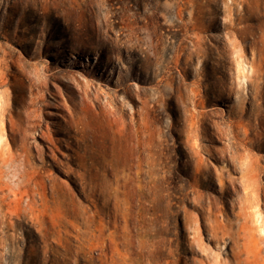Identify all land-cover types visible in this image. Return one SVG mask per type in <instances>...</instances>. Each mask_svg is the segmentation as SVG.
I'll use <instances>...</instances> for the list:
<instances>
[{
    "label": "rangeland",
    "instance_id": "374dc122",
    "mask_svg": "<svg viewBox=\"0 0 264 264\" xmlns=\"http://www.w3.org/2000/svg\"><path fill=\"white\" fill-rule=\"evenodd\" d=\"M214 218L264 264V0H0V264H237Z\"/></svg>",
    "mask_w": 264,
    "mask_h": 264
},
{
    "label": "bare ground",
    "instance_id": "6f19581e",
    "mask_svg": "<svg viewBox=\"0 0 264 264\" xmlns=\"http://www.w3.org/2000/svg\"><path fill=\"white\" fill-rule=\"evenodd\" d=\"M30 197L31 196H29V198ZM238 222L239 223H237V227L235 228L236 224L234 222L228 221V222L223 223V222L219 221L217 218H214L212 220L209 228H211V231L213 232L214 237L219 238L220 234H222V236L227 235L233 240L234 249L236 248V251L234 252L235 256H236V262H237V264H244L245 260L242 259L243 251H242L241 247H242V245L244 246L246 244V242H243L242 240H244V241L253 240L255 237L254 236L255 233H254L252 226L248 225L247 218H245L244 222H240V221H238ZM262 240L264 241V237L262 238Z\"/></svg>",
    "mask_w": 264,
    "mask_h": 264
}]
</instances>
